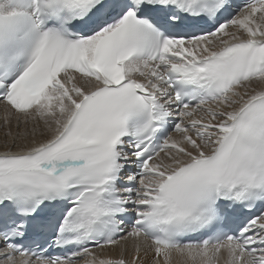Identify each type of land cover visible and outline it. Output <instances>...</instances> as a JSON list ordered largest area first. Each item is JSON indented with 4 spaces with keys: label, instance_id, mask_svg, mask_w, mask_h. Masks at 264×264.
I'll list each match as a JSON object with an SVG mask.
<instances>
[{
    "label": "snow or ice",
    "instance_id": "snow-or-ice-1",
    "mask_svg": "<svg viewBox=\"0 0 264 264\" xmlns=\"http://www.w3.org/2000/svg\"><path fill=\"white\" fill-rule=\"evenodd\" d=\"M0 105V264H264V0H0Z\"/></svg>",
    "mask_w": 264,
    "mask_h": 264
},
{
    "label": "bare ground",
    "instance_id": "bare-ground-1",
    "mask_svg": "<svg viewBox=\"0 0 264 264\" xmlns=\"http://www.w3.org/2000/svg\"><path fill=\"white\" fill-rule=\"evenodd\" d=\"M3 116H4V108H3V106L0 105V117H1V119H3L2 118ZM12 124H16V121L14 119L11 120V122L8 124L9 127H11ZM0 125H2V124H0ZM21 126H22V128L25 127L24 125H21ZM1 136L2 135H0V137ZM5 138H0V143L1 142L9 143L11 141V137H8L6 139ZM37 138L40 139V137H37ZM2 139H5V140H2ZM4 150H5V145L0 144V151H4ZM130 248H131V245L129 244V248H128L129 256H128V258H131L130 253H131L132 249H130ZM95 251L97 252L98 255H101V256H106L107 254H111V255H113V257H115L119 254L120 250L119 249H115V250L105 249L103 252H101L99 249H95ZM148 263L151 264V253H149V255L147 257H145V259H144V264H148ZM221 264H223V261L221 262Z\"/></svg>",
    "mask_w": 264,
    "mask_h": 264
},
{
    "label": "rangeland",
    "instance_id": "rangeland-1",
    "mask_svg": "<svg viewBox=\"0 0 264 264\" xmlns=\"http://www.w3.org/2000/svg\"><path fill=\"white\" fill-rule=\"evenodd\" d=\"M0 124H2V125H0V135H2L0 138H5V137L8 138L9 136L7 135V133L9 131H11L13 133V135H15L17 132H23L25 130V127L22 128L21 125L19 127H17V124H12L11 127H9V125L5 126L4 119H1V117H0ZM27 127L30 129L31 125H28ZM5 139H2V140H5ZM0 144L6 145L7 142H1ZM148 264H150V263H148Z\"/></svg>",
    "mask_w": 264,
    "mask_h": 264
}]
</instances>
